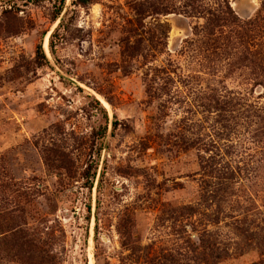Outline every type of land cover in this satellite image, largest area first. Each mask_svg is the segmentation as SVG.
I'll use <instances>...</instances> for the list:
<instances>
[{
    "label": "rangeland",
    "instance_id": "obj_1",
    "mask_svg": "<svg viewBox=\"0 0 264 264\" xmlns=\"http://www.w3.org/2000/svg\"><path fill=\"white\" fill-rule=\"evenodd\" d=\"M61 1L0 0V264H264V0Z\"/></svg>",
    "mask_w": 264,
    "mask_h": 264
},
{
    "label": "trees",
    "instance_id": "obj_2",
    "mask_svg": "<svg viewBox=\"0 0 264 264\" xmlns=\"http://www.w3.org/2000/svg\"><path fill=\"white\" fill-rule=\"evenodd\" d=\"M65 2H66V0H62V1H61V4H62V5L59 7L58 12L55 14V16H54V20H56V19L59 18V16H60V14H61V11H62V8H63ZM76 3H77V4H80V5H83V6H87V5H89L90 3H92V0H76ZM55 34H57V32H54L53 35H52V37L55 36ZM37 52H38V56H39V57H41L42 59H44V60L46 61V63L50 64L49 61H48V57H47V55H46V52H45V50H44L42 44H40V45L38 46V51H37ZM117 124H118V123L115 122L114 125L117 126Z\"/></svg>",
    "mask_w": 264,
    "mask_h": 264
},
{
    "label": "bare ground",
    "instance_id": "obj_3",
    "mask_svg": "<svg viewBox=\"0 0 264 264\" xmlns=\"http://www.w3.org/2000/svg\"><path fill=\"white\" fill-rule=\"evenodd\" d=\"M51 33H52V32H51ZM47 43H48V38H47V40H46V44H47ZM47 46H48V45H47ZM93 258H94V257H93ZM93 260H94V259H93ZM92 263H93V262H92ZM92 263H91V264H92Z\"/></svg>",
    "mask_w": 264,
    "mask_h": 264
}]
</instances>
